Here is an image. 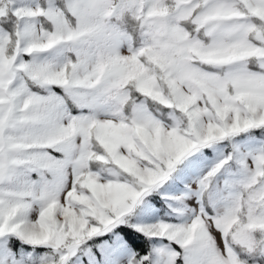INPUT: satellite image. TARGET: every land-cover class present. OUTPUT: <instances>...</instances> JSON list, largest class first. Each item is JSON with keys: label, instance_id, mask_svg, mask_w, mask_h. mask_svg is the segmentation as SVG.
Returning <instances> with one entry per match:
<instances>
[{"label": "snow or ice", "instance_id": "snow-or-ice-1", "mask_svg": "<svg viewBox=\"0 0 264 264\" xmlns=\"http://www.w3.org/2000/svg\"><path fill=\"white\" fill-rule=\"evenodd\" d=\"M0 264H264V0H0Z\"/></svg>", "mask_w": 264, "mask_h": 264}]
</instances>
